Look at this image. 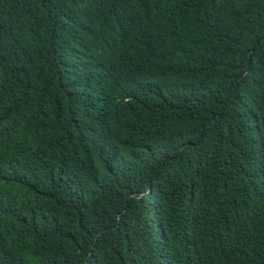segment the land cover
Here are the masks:
<instances>
[{
	"label": "trees",
	"instance_id": "trees-1",
	"mask_svg": "<svg viewBox=\"0 0 264 264\" xmlns=\"http://www.w3.org/2000/svg\"><path fill=\"white\" fill-rule=\"evenodd\" d=\"M0 264H264V0H0Z\"/></svg>",
	"mask_w": 264,
	"mask_h": 264
}]
</instances>
